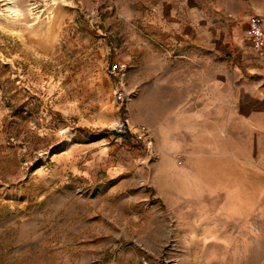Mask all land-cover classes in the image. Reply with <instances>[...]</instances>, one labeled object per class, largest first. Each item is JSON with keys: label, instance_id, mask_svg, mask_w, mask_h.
I'll use <instances>...</instances> for the list:
<instances>
[{"label": "rangeland", "instance_id": "obj_1", "mask_svg": "<svg viewBox=\"0 0 264 264\" xmlns=\"http://www.w3.org/2000/svg\"><path fill=\"white\" fill-rule=\"evenodd\" d=\"M253 16L264 0H0V264H264L261 174L166 132L186 85L257 55Z\"/></svg>", "mask_w": 264, "mask_h": 264}, {"label": "crops", "instance_id": "obj_2", "mask_svg": "<svg viewBox=\"0 0 264 264\" xmlns=\"http://www.w3.org/2000/svg\"><path fill=\"white\" fill-rule=\"evenodd\" d=\"M229 64L213 81L203 83L198 76L186 85L193 94L184 104L166 105L178 115V124L173 120L166 132H193L196 147L208 148L210 156L239 157L264 179V48Z\"/></svg>", "mask_w": 264, "mask_h": 264}, {"label": "built area", "instance_id": "obj_3", "mask_svg": "<svg viewBox=\"0 0 264 264\" xmlns=\"http://www.w3.org/2000/svg\"><path fill=\"white\" fill-rule=\"evenodd\" d=\"M249 30H248V38L253 47L257 50H261L264 48V22L258 16H253L250 18L249 21ZM115 130L119 135L128 134L130 131V123L128 120H121L119 121L116 126ZM145 132L139 134V139H146L149 138V135L146 133L148 131L144 130Z\"/></svg>", "mask_w": 264, "mask_h": 264}, {"label": "bare ground", "instance_id": "obj_4", "mask_svg": "<svg viewBox=\"0 0 264 264\" xmlns=\"http://www.w3.org/2000/svg\"><path fill=\"white\" fill-rule=\"evenodd\" d=\"M66 138H67V140H69V141H70V140L72 139V135H67V137H66ZM233 199H234V198H233Z\"/></svg>", "mask_w": 264, "mask_h": 264}]
</instances>
